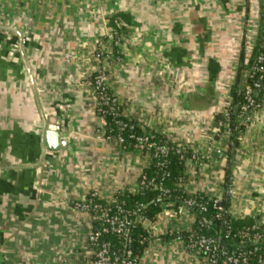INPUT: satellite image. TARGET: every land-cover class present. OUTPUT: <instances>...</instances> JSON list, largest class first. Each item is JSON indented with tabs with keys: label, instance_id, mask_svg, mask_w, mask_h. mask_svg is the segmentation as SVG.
I'll return each instance as SVG.
<instances>
[{
	"label": "crops",
	"instance_id": "obj_1",
	"mask_svg": "<svg viewBox=\"0 0 264 264\" xmlns=\"http://www.w3.org/2000/svg\"><path fill=\"white\" fill-rule=\"evenodd\" d=\"M263 8L264 0H0V264H91V219L75 203L137 188L149 157L104 138L90 81L101 68L127 118L195 153L187 192L220 200L229 171L231 214L263 217L264 92L234 149L213 138L238 67L253 64ZM56 126L66 144L52 151L44 131ZM194 221L166 206L144 220L137 264H208L171 236Z\"/></svg>",
	"mask_w": 264,
	"mask_h": 264
},
{
	"label": "trees",
	"instance_id": "obj_2",
	"mask_svg": "<svg viewBox=\"0 0 264 264\" xmlns=\"http://www.w3.org/2000/svg\"><path fill=\"white\" fill-rule=\"evenodd\" d=\"M261 37L262 31L253 59V64L259 69L252 73L251 67L246 70L241 65L238 67L232 101L223 111L214 115L213 128L220 124V130L214 133V139L220 138L223 129L230 130L228 153L237 146L238 138L247 126L244 120L246 113L242 110L245 88L258 84L255 95L258 104L264 92V62L256 63L258 55L264 53V40ZM96 109L104 120L102 127L108 140L121 137L125 150L137 148L149 157L147 166L137 178L135 190L117 192L110 201L102 200L92 192L85 196L86 202L90 203L88 214L93 231L99 232V244H108L113 257L137 264L148 241L142 222L154 220L163 206H166L173 210L184 208L194 215L195 221L190 230L171 234L173 238H179L186 244L189 250L197 251L205 258L213 253L218 264H228L226 258L229 255L237 258L244 256L251 264H258L264 259V241H252L256 234L264 236V223L255 224L250 217H234L229 211V171L226 172L228 176L223 184V196L217 203L222 211H218L212 198L200 192L189 193L184 187L187 180L186 161L191 160L195 154L190 148L176 146L153 130L145 131L147 140L141 143L139 138L144 136V128L122 114L121 107L117 114L110 113L108 107L101 104H97ZM163 147L167 148L165 154L159 151ZM95 216L99 219L92 220ZM110 217L125 222L120 232L109 228L105 219ZM202 237L212 239L213 246H216L212 253L198 247L197 241Z\"/></svg>",
	"mask_w": 264,
	"mask_h": 264
},
{
	"label": "built area",
	"instance_id": "obj_3",
	"mask_svg": "<svg viewBox=\"0 0 264 264\" xmlns=\"http://www.w3.org/2000/svg\"><path fill=\"white\" fill-rule=\"evenodd\" d=\"M263 13H264V8H263ZM261 31H262L261 39L264 40V18H263V22H262ZM105 37L108 40H110V42L112 43V45L114 47L119 46L121 43V36L116 31L107 32L105 34ZM261 62H264V53H261L256 58V63H261ZM258 69H259V67L255 64H253L250 68V71H252V73H253L254 71H256ZM90 81L92 83V86H93V89L95 92L96 104H101L103 106H106V107H108L110 113L117 114V110L119 109L120 104L118 102L117 97L110 92V90L107 86V73L105 71V68L98 69L94 74H92L90 77ZM257 87H258V84L254 83L252 87H246L244 90L245 103L242 105V110L246 113L244 120L247 124L251 123L252 115L257 110V108L259 106V104L256 102V99H255ZM121 113L123 114V112H121ZM103 122H104V120L102 119V123ZM218 125H219L218 127L214 128V132H216V133L219 132V130H220V124H218ZM103 136H104V132H103ZM229 136H230V130L226 129V128L223 129V133L221 134L220 137L228 139ZM240 136L238 139H240ZM104 138L109 139L108 136H104ZM114 140L119 145L122 146L123 138L118 137ZM146 140H147V134H145V131H144V136L140 137L139 141L141 143H143ZM141 145H138V147H141ZM211 145H213V141L210 142V146ZM159 151L161 153L165 154L167 152V148H165V147L159 148ZM195 158H196V155L194 154L191 160H193ZM92 193L94 195L98 196L95 192H92ZM228 194L230 196L234 195V190L232 188H230L228 190ZM218 202H219V199H216V198L213 199V204L215 207H217ZM75 207L78 210H81V211L88 213L90 203L86 202V199L84 198L81 201H77L75 203ZM217 210L222 211V207L218 206ZM93 219L94 220L99 219V217L95 216L92 218V220ZM105 221L108 223L109 228L112 231H115L117 233L120 232L125 225V222L123 220H120L116 217L107 218V219H105ZM259 223H264V216L258 220H255V224H259ZM88 238H89L90 245L92 247L91 264H133L129 260L120 261L116 256L113 257L112 256L113 254L110 253V247L108 244H106V243L99 244V232L92 230L91 233L89 234ZM252 241L253 242L264 241V236L256 234L252 237ZM197 245H198V247L203 248L205 251L210 252V253H212L216 249V246H213L212 239H210V238H204V237L200 238L197 241ZM206 259H207L208 264H218L213 253H212V256L207 257ZM226 261L228 264H251L250 262L247 261L246 257H244V256L241 258H237L233 255H229V256H227ZM263 261H264V259L260 260L258 262V264H262Z\"/></svg>",
	"mask_w": 264,
	"mask_h": 264
},
{
	"label": "water",
	"instance_id": "obj_4",
	"mask_svg": "<svg viewBox=\"0 0 264 264\" xmlns=\"http://www.w3.org/2000/svg\"><path fill=\"white\" fill-rule=\"evenodd\" d=\"M62 132L60 130V126H56L53 130H45L44 136L46 139V147L49 150H57L59 147H64L66 144L64 140H60Z\"/></svg>",
	"mask_w": 264,
	"mask_h": 264
}]
</instances>
